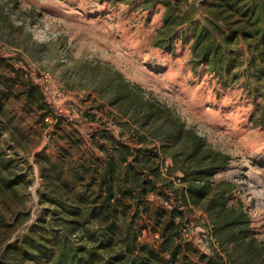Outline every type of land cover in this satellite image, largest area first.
<instances>
[{
    "label": "rangeland",
    "instance_id": "rangeland-1",
    "mask_svg": "<svg viewBox=\"0 0 264 264\" xmlns=\"http://www.w3.org/2000/svg\"><path fill=\"white\" fill-rule=\"evenodd\" d=\"M211 23L243 31L226 67ZM263 24L264 0H0V264H264Z\"/></svg>",
    "mask_w": 264,
    "mask_h": 264
},
{
    "label": "trees",
    "instance_id": "trees-1",
    "mask_svg": "<svg viewBox=\"0 0 264 264\" xmlns=\"http://www.w3.org/2000/svg\"><path fill=\"white\" fill-rule=\"evenodd\" d=\"M159 3L170 6L169 2L160 1ZM220 28H222L221 23H216L214 25L211 23L210 26H203L201 29H198L194 35V38L196 40V45L194 47L197 48V46L201 44L203 40H207V46L203 50L201 57L198 54V56L201 58V62H210L215 66L222 64L226 67L230 63H223V46L229 44L230 42L241 36L240 34H242L243 31L232 30L230 28H226V30H223ZM262 39L264 42V36L262 37ZM13 184V182H8L9 187L13 186ZM107 204H109V202ZM64 258H69L71 260L73 257H69L68 255L66 257L64 256ZM73 261L74 260H71V262Z\"/></svg>",
    "mask_w": 264,
    "mask_h": 264
}]
</instances>
